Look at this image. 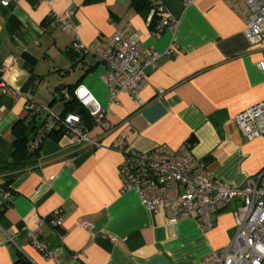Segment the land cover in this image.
<instances>
[{
    "label": "crops",
    "instance_id": "crops-1",
    "mask_svg": "<svg viewBox=\"0 0 264 264\" xmlns=\"http://www.w3.org/2000/svg\"><path fill=\"white\" fill-rule=\"evenodd\" d=\"M131 1L13 0L5 6L0 0L6 79L57 114L67 98L79 102L81 92H88L108 110L112 124L109 131H91L101 146L52 133L36 161L16 173L11 196L0 205V264H55L31 244L28 230L38 219L40 238L61 264H200L234 232L237 201L212 213L208 230L190 217L170 223L149 211L136 189L122 190L123 154L109 145L119 135L142 151L189 142L217 179L242 185L264 166V138L246 139L235 118L264 99L258 65L264 46L250 45L244 20L223 0H162L178 24L159 34L148 23L150 15L144 17ZM68 9L74 24L69 30L54 18ZM117 31L162 55L147 70L148 83L138 96L122 92L112 104L105 63L71 46L76 39L94 43ZM25 106L23 98L0 93V168L13 152L14 125L29 118ZM46 113L37 117L42 121ZM57 208L60 227L47 222Z\"/></svg>",
    "mask_w": 264,
    "mask_h": 264
},
{
    "label": "built area",
    "instance_id": "built-area-1",
    "mask_svg": "<svg viewBox=\"0 0 264 264\" xmlns=\"http://www.w3.org/2000/svg\"><path fill=\"white\" fill-rule=\"evenodd\" d=\"M13 0H1L5 6ZM195 0H184L186 5ZM245 22V34L252 46H264V0H223ZM150 14L159 16L152 26L155 34L168 28L174 30L177 21L170 15L162 0H151ZM73 9L55 15V20L65 29H73L71 20ZM151 16L148 19L150 24ZM72 49L81 54L93 53L107 66L105 76L109 89L110 102L117 103L120 93L136 97L148 83L147 70L154 68L162 52L146 48L136 36H125L117 31L111 36L94 43H84L76 39ZM169 48L166 53H172ZM264 74V61L258 63ZM9 66L0 67V93L12 98H23L26 111L38 116L42 110L46 115L41 121L34 138V145H40L52 133L61 131L73 143L101 146L99 137H93L91 131L98 129L109 131L112 124L107 118L108 110L88 92L79 96L80 108L89 113L91 126L78 111L65 115L51 111L47 106L33 101L30 92L24 93L7 79ZM164 89H160L163 93ZM2 110L0 108V119ZM236 123L244 137L252 140L264 138V99L243 109L236 115ZM111 149L123 154L119 166L122 178V190L136 189L142 204L151 212L163 214L170 223L184 217L197 221L202 230L213 226L211 215L223 210L232 201L237 205L232 211L234 232L226 246L217 251L208 252L200 264H264V166L242 185L217 179L207 163L194 155L192 145L184 142L177 148L168 144H158L150 150L133 148L125 135H119L109 145ZM11 196L4 191L0 198L2 205ZM62 209L57 208L47 217L52 226H61ZM43 219H38L28 230L31 244L55 264H61L54 253L40 238ZM87 227V223H82Z\"/></svg>",
    "mask_w": 264,
    "mask_h": 264
},
{
    "label": "trees",
    "instance_id": "trees-1",
    "mask_svg": "<svg viewBox=\"0 0 264 264\" xmlns=\"http://www.w3.org/2000/svg\"><path fill=\"white\" fill-rule=\"evenodd\" d=\"M132 5L135 7L137 11L144 15V17L148 18L151 16L150 25L151 27L157 21V13L150 14V10L153 7L151 0H132ZM72 49V47H71ZM71 89V88H70ZM80 108L78 99L74 96L67 98L64 103V111L61 115H65L69 112H76ZM83 119H85L89 126L92 124V120L90 119L89 113L86 110L81 112ZM28 119L19 120L13 127L14 134V143H13V152L9 160L0 168V172L2 176L0 177V190L11 191L10 184L15 178L16 173L33 164L38 157L39 150L42 144L35 146L33 141L37 130L41 124L40 118L30 115L28 113ZM63 134L61 131H57L53 136L58 138ZM5 206V202L1 205ZM60 227V226H56Z\"/></svg>",
    "mask_w": 264,
    "mask_h": 264
},
{
    "label": "water",
    "instance_id": "water-1",
    "mask_svg": "<svg viewBox=\"0 0 264 264\" xmlns=\"http://www.w3.org/2000/svg\"><path fill=\"white\" fill-rule=\"evenodd\" d=\"M82 111H83V109H82V108H80V109L78 110V112H79V113H81Z\"/></svg>",
    "mask_w": 264,
    "mask_h": 264
},
{
    "label": "snow or ice",
    "instance_id": "snow-or-ice-1",
    "mask_svg": "<svg viewBox=\"0 0 264 264\" xmlns=\"http://www.w3.org/2000/svg\"><path fill=\"white\" fill-rule=\"evenodd\" d=\"M81 94L83 95V91L81 92Z\"/></svg>",
    "mask_w": 264,
    "mask_h": 264
}]
</instances>
